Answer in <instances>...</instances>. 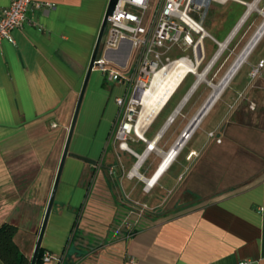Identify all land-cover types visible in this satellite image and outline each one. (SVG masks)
I'll list each match as a JSON object with an SVG mask.
<instances>
[{
    "label": "crops",
    "instance_id": "obj_1",
    "mask_svg": "<svg viewBox=\"0 0 264 264\" xmlns=\"http://www.w3.org/2000/svg\"><path fill=\"white\" fill-rule=\"evenodd\" d=\"M11 1L0 0V15ZM108 2L33 0L28 20L13 32L15 43L0 46V224L18 227L15 240L30 260ZM129 53L124 43L107 56L125 62ZM123 91L93 70L45 253L63 254L64 264H264V101L258 99L264 97V71L254 89L239 91L254 96L252 107L226 108L183 154L214 103L153 185L147 183L160 171L163 154L180 138L162 151L150 175L140 173L142 189L123 169L130 159L123 150L111 155L93 185ZM173 122L160 129L158 141Z\"/></svg>",
    "mask_w": 264,
    "mask_h": 264
},
{
    "label": "built area",
    "instance_id": "obj_2",
    "mask_svg": "<svg viewBox=\"0 0 264 264\" xmlns=\"http://www.w3.org/2000/svg\"><path fill=\"white\" fill-rule=\"evenodd\" d=\"M213 1L246 4L243 0H118L113 14L108 18L94 69L106 75L110 82L124 88L121 96L116 98L119 114L112 133L113 138L121 141L122 145H127L128 134L132 131L128 127H133L130 124L131 115L138 105L136 100L139 94L149 89L157 76L178 60H186L195 67L190 57L173 59L171 54L177 50H191L198 62L204 52L205 34H208L203 23ZM32 5L33 0H12L1 12L0 46L5 40L15 43L13 32L28 20ZM124 43L130 44V53L125 62L108 58L109 52L118 51ZM263 71L264 59L252 67L249 74L251 80L260 77ZM209 136L214 138L216 135L211 132ZM144 141L147 142L145 138ZM64 260L63 254L44 255V263L64 264Z\"/></svg>",
    "mask_w": 264,
    "mask_h": 264
},
{
    "label": "rangeland",
    "instance_id": "obj_3",
    "mask_svg": "<svg viewBox=\"0 0 264 264\" xmlns=\"http://www.w3.org/2000/svg\"><path fill=\"white\" fill-rule=\"evenodd\" d=\"M243 1L246 4L237 3L234 1H229L226 4H221L215 1L211 3L210 7L207 10V14L203 23V26L209 36H206V39L204 41V52L200 55V58L198 59L199 61H195L191 50H177L171 54L173 59H179L183 56L190 57L196 65V73L198 75H196V73L189 74L188 78L182 84L178 93L174 96L166 111L161 116H157L149 125L143 128V135L147 142L139 138L134 130H132L131 133L128 134L126 143L129 150L122 149V142L116 140L115 138V150H113L112 141L109 142L108 146L105 147L103 153L101 154L100 159L95 163L97 166H95L96 170H94L93 172H97V174L93 185L97 180L99 171H103L105 169V167L109 163L111 155L114 152L115 154H121V151L123 150L129 156V161L127 163H124L123 166L126 175H129L138 160L135 154L143 155V153L147 149L148 142L155 140L157 133L164 126L179 102L183 99V97L191 89V87L198 81V76L208 70L205 81H203L190 96L184 107L181 109L180 113L177 115L175 121L170 125V127L165 131L162 138L158 141V149L167 152L170 149V146L173 145L181 137L183 132L188 127L189 123L201 109L202 105L205 104V102L211 96L214 86L219 85L220 82L224 79L228 71L233 67L238 56L246 48L250 39L264 21V0H260L257 8L250 14L235 37L228 43L222 54L213 63L214 65L209 68L212 60L220 49L219 43H223L227 39L238 22L245 15L244 13L247 10V4L255 2V0ZM263 56L264 36L262 37L256 48L250 53L246 62L242 64L240 70L236 73L228 86L223 90L222 94L210 110L211 112L215 108L212 114L208 118L205 117L202 123L196 129L198 130L200 128L198 130L196 138L185 147L183 154L188 153L193 147H195L197 141L204 135V132L209 128L210 125L220 119L226 108H235L239 104H246L250 105L251 107L253 106L252 103L254 100V96L250 95L245 98V92L239 95V91L241 92L242 90L245 91L251 88L254 89L257 78L255 80H251L249 74L253 65L257 64L259 59ZM100 75L104 81V84H107L109 86L115 85L114 82H110L107 79L106 75L101 72ZM258 99L260 101H264V97H258ZM141 111L142 106L140 104L136 105L135 111L131 115L132 121L130 122V124H132L133 126L137 124ZM145 159L146 160L140 167L139 172L141 174L144 173L150 175L157 168L159 160L162 159V155L160 152L154 151ZM131 179H133L134 182L138 184L139 188L142 189L145 186L143 184V181L138 177H132ZM61 192L62 185H60V188L57 192L56 201L52 210V216L46 230V236L49 234V229L51 228V220L56 214L60 205ZM78 215H80V212ZM75 228L77 229V227L73 228V231L70 234V238L75 233Z\"/></svg>",
    "mask_w": 264,
    "mask_h": 264
},
{
    "label": "bare ground",
    "instance_id": "obj_4",
    "mask_svg": "<svg viewBox=\"0 0 264 264\" xmlns=\"http://www.w3.org/2000/svg\"><path fill=\"white\" fill-rule=\"evenodd\" d=\"M259 1L260 0H255V2L247 4V10L244 13L245 15L238 22V24L234 28L231 36L229 38H227L223 43L222 42L220 43V46H219L220 49L217 52V54L215 55L216 59L212 60V63H211L209 68H211V66L214 65L213 63L222 54L223 50L226 48L228 43L235 37V35L238 33V31L240 30V28L242 27L244 22L247 20V18L250 16V14L257 8ZM205 36H208V34H205ZM263 36H264V21L258 27L255 34L252 36V38L250 39L246 48L238 56L233 67L228 71V73L226 74L224 79L220 82L219 85L214 86L211 96L208 98V100L205 102V104L201 108L202 111H201L200 115L197 117V119H195V117L197 116L196 115L194 117L195 120L193 119L191 121V123L192 122L193 123L190 127V130L193 129V127H195V128L197 127L199 122L207 114V112L212 107V105L218 100V98L222 94L223 90L228 86L230 81L233 79V77L236 75L238 70L241 68L242 64L246 62L250 53L256 48V46L259 44V42ZM195 67H196V65H195ZM195 67L193 68L191 65H189L186 60H178L168 70L160 73L157 76V78L154 80L152 86L149 89H146L139 94L136 101L138 104H140L142 106V111L140 113L137 124H135V126H133L132 128L128 127V130H134V132L136 133V135L138 137L139 136L142 137L143 136V128H145L147 125H149L153 121V119L158 115V113L167 104L168 100L171 98V96L174 94V92L177 90V88H179V86L182 84V81L184 80V78L186 76H188V74L190 72L195 71ZM207 71L208 70H206L203 74L198 76V81L194 84L195 88L199 83L205 81ZM195 73H196V71H195ZM196 75H198V74L196 73ZM195 88L193 89V91L195 90ZM186 101L187 100L183 101V103L180 105V107L183 106V104ZM178 112H179V110H177L176 113L173 114L172 119L169 121L170 123L173 122L174 117L176 116V114ZM203 113H205V114L201 118ZM156 142H153V141L149 142L148 146L150 145V147L147 146L148 151L143 153V155H137V159H138L137 161L138 162L135 165V167L133 168V170L131 171L130 177L135 176V177H139V178L143 179V176L140 174L139 170H140V167L143 164L145 158H147L146 155L147 154L149 155L151 152H154V151H158V152L162 153V151L157 148ZM181 143H182V141H181ZM180 144L177 146L175 145V147L172 148L166 154L162 153L164 155V160H163L161 167L159 169L160 171L157 173L155 178L153 177L152 179H150V181L147 183L148 185H153L155 183V181L157 180V177L159 176V174L163 171V169L166 168L168 166V164L174 159V156L177 153V149L179 148ZM121 147H122V149L129 150V148L127 147L126 144H123ZM169 154H170V156H169Z\"/></svg>",
    "mask_w": 264,
    "mask_h": 264
},
{
    "label": "water",
    "instance_id": "obj_5",
    "mask_svg": "<svg viewBox=\"0 0 264 264\" xmlns=\"http://www.w3.org/2000/svg\"><path fill=\"white\" fill-rule=\"evenodd\" d=\"M117 2H118V0H109V2H108V6H107V9H106V12H105V15H104L102 26H101V29H100V32H99V35H98V38H97V42H96V45H95L91 60H90V64L88 66L87 74H86L85 79H84V83H83V86H82V89H81V92H80L79 100L77 102L76 110H75L74 117H73V120H72V123H71V127H70L69 135H68V138H67V142H66V145H65V149H64V152H63V155H62V159H61V162H60V165H59V168H58V172H57L56 178H55L53 190L51 192L49 203H48V206H47V209H46V212H45L44 220H43V223H42V226H41V229H40V233H39V236H38V240H37V244H36V247H35V251H34V254H33L32 259H31V264H36L37 263L39 253H40V250L42 248L44 236H45V233H46V229H47L49 218H50V215H51V212H52L53 204H54V201H55V198H56L58 187H59V184H60V181H61V177H62L63 169H64V166H65V162H66V159H67V157L69 155L70 144H71L72 137H73V134H74V130H75V127H76V123H77V120H78L80 109L82 107V103H83V100H84L86 89L88 87V83H89L91 74H92V72H93V70L95 68V61H96L97 55H98V53L100 51V48H101L102 39H103V36H104V32H105V29H106L108 18L113 14V11H114V9H115V7L117 5ZM215 59H216V56L214 57L213 60H215ZM194 88H195V85H193V87H191V89L189 90L187 96L184 98L183 101L188 100V97L191 95V93H192ZM201 111H202V109L199 111V113L197 114L195 119H197V117L200 115ZM204 114L205 113L202 114L201 118L204 116ZM172 116H173V114L170 116V118L168 119L166 124L169 123V121L172 119ZM192 123L186 128L185 132L183 133V135L180 137L179 141L177 142L176 146L179 145L181 143V141H182V143L180 144L179 148L177 149V152L180 151L181 145L183 143H185L187 138L194 132V130H195L194 128L195 127H193V129L190 130V127H191ZM160 136H161V132L157 135V137L155 138V140H153V142H156L159 139ZM139 138L144 140V135L142 137L139 136ZM148 147H150V145ZM147 151H148V149L145 150V152H147ZM169 156H170V154H169ZM137 162H136V164H137ZM144 180L147 182V179H144Z\"/></svg>",
    "mask_w": 264,
    "mask_h": 264
},
{
    "label": "trees",
    "instance_id": "obj_6",
    "mask_svg": "<svg viewBox=\"0 0 264 264\" xmlns=\"http://www.w3.org/2000/svg\"><path fill=\"white\" fill-rule=\"evenodd\" d=\"M188 76L184 79L182 84L186 81ZM175 94L171 96L167 104L163 107V109L159 113L158 117L161 116L166 111L171 101L173 100ZM113 140L114 138L112 136L111 141ZM17 233H18L17 226L10 223L0 224V260L4 264H31L30 258L27 257L21 251L19 245L15 240ZM44 255H45V249L42 247L36 264H44Z\"/></svg>",
    "mask_w": 264,
    "mask_h": 264
}]
</instances>
